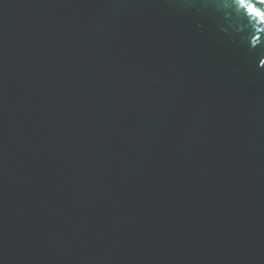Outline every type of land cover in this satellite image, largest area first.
Wrapping results in <instances>:
<instances>
[{"label": "water", "instance_id": "95a60500", "mask_svg": "<svg viewBox=\"0 0 264 264\" xmlns=\"http://www.w3.org/2000/svg\"><path fill=\"white\" fill-rule=\"evenodd\" d=\"M261 0H0V264H264Z\"/></svg>", "mask_w": 264, "mask_h": 264}, {"label": "snow or ice", "instance_id": "6c2138e0", "mask_svg": "<svg viewBox=\"0 0 264 264\" xmlns=\"http://www.w3.org/2000/svg\"><path fill=\"white\" fill-rule=\"evenodd\" d=\"M238 2L244 6L245 5V0H238ZM261 3H264V0H261ZM247 11L250 14H254L255 16H258L261 18L262 21H264V12L257 11L255 6L253 4H247L246 5ZM261 64L264 65V61H261Z\"/></svg>", "mask_w": 264, "mask_h": 264}]
</instances>
